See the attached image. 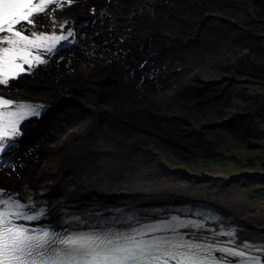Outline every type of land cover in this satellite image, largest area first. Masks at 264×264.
Wrapping results in <instances>:
<instances>
[{
	"label": "bare ground",
	"instance_id": "obj_1",
	"mask_svg": "<svg viewBox=\"0 0 264 264\" xmlns=\"http://www.w3.org/2000/svg\"><path fill=\"white\" fill-rule=\"evenodd\" d=\"M114 1L115 0H92L88 3H84L75 7L62 6L61 8H50V16H46L45 14L41 15L44 16L43 23L45 24L44 29H46V31H51L53 29L52 23L56 22L57 25L58 19L63 22L66 21L65 25H68L71 28L74 26L73 21L77 20V25L79 26L78 27L75 23L78 29L76 34V40H78H75V46H77V49H74L72 52H67L73 57L72 64L70 63L69 58L64 60L65 63L68 62L69 64L66 67L68 70L65 72L63 71L62 73L64 77L61 76L63 81L60 83V86L64 88L62 85L65 83L68 84L70 81V85L78 86L79 89H84V91H87L88 94L92 95L93 98L91 101L94 103V105L93 108H91L92 110H90V108L83 109L84 113L90 114L88 119L90 121L87 123V125H81L82 123L79 122L74 124L58 123L52 128H49V130L53 129V131H56L58 135L53 140L49 141L48 144L46 143V155L40 159L43 162L44 167L41 171H38L37 176L39 177H37L33 183L29 182V179H27L19 184H16L17 186L15 187L10 186L11 188H5V185H2L6 182L4 180L5 177L3 176L7 170L12 168L10 165H5V167L0 168V187L4 188L3 190L7 189L10 192L17 191L20 199H22L25 203H36V205H46L47 207L56 206L60 203L72 202L83 209H89L91 207H100L101 209L127 205L125 202L122 203V201L128 200L131 201V203L134 202L131 205H135L136 207L143 210L146 208L162 210L176 202H180L176 204L198 203L214 207L218 211L221 210L227 217H231L232 220L235 221L236 224H238V226L241 228L240 232L237 234L238 237L241 236L243 230L245 231L244 233H251L253 230L250 232L248 223L246 220H244L245 217L243 218V216H246L247 214L251 215L252 209H249L247 205V199L236 190L231 189L230 186L229 188H226V186L222 187L218 184L215 185L214 183L213 185L210 184L207 187L201 186V184H205L206 181H211L208 175L205 179V174L199 175L198 181H196L195 184L175 182L165 184L164 186L158 183V177L156 179L154 177H150L149 179L152 183L143 187L137 185V183L127 176V174L124 176L114 175L110 178H106L103 173H100L99 175H95L93 173L86 174V171L92 168L93 165L90 161H81L80 156L82 155L78 154V150L76 151L74 141L78 130L83 129L85 131H94V127L96 129L99 128L104 132V134L110 136L111 138L113 136L119 138L121 135H123L125 140L131 139L130 142L125 144L130 150L127 151L126 154L131 155V158L126 161L128 162L127 165H125V163L119 165L118 171H115L117 174H120L121 171H125L127 168L130 170L131 168L141 169V167H138L139 164L143 165V167L149 165L153 160H151L150 163H147V161L138 159L142 153L141 148H144L139 145H150L153 140L160 139V141H163V144L168 145L171 148L173 146L172 144L176 142L186 144L188 148L194 149V151H192L194 152L195 157H198L203 152L205 153L204 156L208 155L209 151L212 152L215 148L211 147L210 145L208 147L206 146L209 149L208 151L206 147L203 148V143L200 145L202 142L201 135L203 130L200 131L196 129L197 127L195 126L192 129L182 127L184 126L183 124L191 125L190 120H196L197 117L195 116H200L194 115V110L198 111L197 114H199V110L197 108L190 110V108H185L183 105L179 107L175 106L177 107L176 110H173L175 109V107H172L174 105L169 107V105H171L169 97L170 95L165 88L171 86L173 80L169 79L170 77L168 78L167 74L165 73L169 74V72L172 70L181 68L185 70L198 65L202 66L203 64L207 63H211L214 66V64L220 62L218 59H220L219 56L223 55V53L226 56H232L233 54L236 56L244 55L246 59L255 53L264 54V50L262 49L264 46V36L260 37L258 40L255 38H248L241 43V41L236 42L234 39H231L232 36L230 33H228L222 39L217 37V41H213L211 36V42H209L210 36L208 34H204V37L202 38V44L206 42L207 43L205 46L197 48L198 46H193L192 30L198 31V29L201 27V13L200 10H190L189 1L194 3L205 2L202 8L204 10V14H212L213 17L218 18H221L223 15H234L235 17L242 19L246 16V13L250 11L249 9L251 7V10H253L258 15V17L264 21L263 4L259 1L254 2L255 0L252 1L248 6L246 5L247 7L239 5V0H129L130 2L123 0V2H120L122 4L121 6L112 8L110 5ZM225 5H229V7H226ZM103 6L106 7L105 10H108V14L106 16L107 18L104 19V21H101L100 19V21L97 22L98 19L96 14L101 8H103ZM47 12L48 11H46V13ZM86 16H88L87 25L91 24V27L95 29V32L85 33L83 28L86 24H83L81 28V34L83 36H81L79 35L80 23ZM153 19L159 23L158 30L156 31L147 25V21ZM118 22L125 24V26L121 27L117 24ZM261 25L256 24V32H260V30H262ZM136 26L137 29L143 34V37L139 39L141 41L144 40V43L141 42L142 44L139 45L137 43V45L129 44V38L127 36L128 33H126V31L127 29L133 30L136 28ZM225 30V28H222L221 32L220 30L216 31L215 36H218ZM99 37L100 40H102L101 42H105V44H103L104 46L101 43H98L96 46L99 47H96L94 50L97 52L94 57H92V59H88V61H81L80 59L83 58L79 56L80 52L83 51L81 49V45L86 43L87 38L94 39ZM117 37H119L120 40H126L123 43H126L125 45L131 48V55L126 57L123 55V53L119 52L120 54H115L114 51L111 50L115 43L119 44ZM149 44H151V46ZM142 45L144 46V49L143 51H139ZM166 46H174V50H169L167 53H165L164 47ZM122 51L124 52V50ZM172 52H176V54L181 53L182 58L173 60L172 55H174V53ZM57 54L60 55L63 54V52H58L55 55ZM139 56L142 57V59ZM148 56H154L155 59L145 64V60L148 58ZM51 61L49 63H51ZM92 65L94 67H92ZM109 69H111L112 72H109ZM44 71L45 69L43 67L37 68L31 76L21 78V80L18 82L12 83L8 87L9 90H2L14 92V94H12L14 96L25 94L27 96L30 95L29 97H31L32 95H35L36 97L32 96L31 98L35 97L41 101H45L49 105H54V102L56 101L55 99L59 100V96H61L60 94L63 93L62 89H57L58 85L48 87L47 90H38L34 87L31 88V85L27 83L29 81L31 84L32 79ZM216 71L218 70L216 69ZM216 71L214 70V72ZM149 72H158L165 77L154 79L151 78ZM76 77L83 78L81 80L83 83L74 81ZM164 82H166V85H164ZM207 82L210 83L208 80ZM219 85H215L213 88L208 85L202 93L198 92L197 90V96H199V98H196V100L205 99L206 103L209 102V106L212 102L211 97H214L216 94V99L214 100L216 106L214 108L215 111L213 110V113H221V115H215L217 118H223L226 116V113L234 110L233 105L238 103V101L233 104L231 99H229L230 97H228L225 92L224 94H221L222 89L219 90L216 87ZM113 88L116 89L115 91H118L116 96L119 98L114 95L115 91ZM72 91L74 95L79 97V99L89 98L87 94L84 95L83 93H78L73 89ZM110 92H114V94L111 93L110 95ZM160 96L163 97L161 101L156 100L157 102L154 105L150 104L152 99L160 98ZM82 99L80 100L81 103L83 102ZM97 101L104 103L102 109H96L97 106L95 102ZM61 103L62 102L57 103L55 105V107H57L56 111H50L49 114H47L48 118L42 120L41 123H44V121H49V117L52 114L60 115L66 109H69L72 106H77L81 111V108H84L81 105L79 106L77 104L71 105V103H65L66 105H62V107L59 109L58 107L61 105ZM183 113L193 115L190 117L184 116L180 119L177 115ZM170 114L172 116H165ZM211 114V110H208V112L205 113V115ZM103 117H109L112 119V121L108 120V123L107 121H101L100 119ZM61 118L62 116H55L56 120H60ZM35 126V123L28 122L25 129L23 128V132L28 135L32 134V131L34 133ZM198 135L201 137V141L198 138ZM89 136L90 134H88L87 138L81 137V139L87 140ZM205 140L206 143L210 144L209 138H206ZM114 142L116 143V140ZM31 143L32 141L30 139L24 144L31 145ZM18 144L19 143H16L14 147L7 149L5 155L11 156L12 153L19 150L20 147H18ZM173 152L175 151L173 150ZM194 155L189 154L188 156L194 157ZM105 157L107 158V156ZM37 163L38 165L36 167L42 166L40 162ZM54 163H59L60 168H53V171L50 167H54ZM210 173H212V176L215 177L217 172L211 171ZM68 175L72 176L70 177L72 183L68 184V186H57V183L61 180H63V183H65V178ZM145 176L147 178V175ZM199 179L200 183H198ZM49 180L52 181L53 185L49 184L45 186ZM85 184H87L89 187L91 186L90 188L85 189L93 190L95 187L99 188V192H101L102 196L97 198L98 201L94 199L93 196L88 198L80 195L83 194V191L81 189L77 190V185L79 186ZM51 187L54 188V191L57 190L55 194L51 196V198L43 197L38 194V190L40 188L47 189ZM166 190H170L172 193L184 192L186 196H190L192 199H183L185 202L182 200H163V202H165L163 203L162 197L168 193ZM81 197H84V199H81ZM251 235L264 238V233L257 234L256 231L252 232Z\"/></svg>",
	"mask_w": 264,
	"mask_h": 264
},
{
	"label": "rangeland",
	"instance_id": "obj_2",
	"mask_svg": "<svg viewBox=\"0 0 264 264\" xmlns=\"http://www.w3.org/2000/svg\"><path fill=\"white\" fill-rule=\"evenodd\" d=\"M121 5L122 4L119 2V0H115L114 2L111 3L110 7L114 8L116 6H121ZM104 6L96 14L97 19H98L97 22H99L100 19L101 21H104V19L107 18L106 16L108 14L107 13L108 10H105L106 7ZM249 10H251V7ZM88 16L84 17L83 21L80 23V34L79 35L81 36H83L81 34V31H82L81 28L83 24H86L84 25V28H83L85 33L95 32V29L91 27V24L87 25ZM211 18L212 17H210V19ZM210 19L208 21H210ZM238 19L239 18L234 17V16L222 17V20L226 22L233 20L234 22L239 23ZM117 24L120 25L121 27L125 26V24L120 23V22H118ZM262 31L263 29L260 30V32L254 31V32H251L250 35L252 36V38H254V36L257 38H260L264 36V32ZM139 32L140 30L137 29V26L133 30L127 29L126 33H128L127 36L129 38V44H135V45L142 44L139 38H141L143 34L141 32L140 34ZM232 36L235 37V39H237L239 36H243V35L237 32V33H234ZM101 41L102 40H100V37L94 38V39L87 38L86 43L81 45V49H84L85 47V49L87 50L84 49L79 54V56L83 57L85 60L83 58H81L80 60L84 62V61H88V59H92V57H94V55L97 53L94 50L96 49V47H99L96 45L98 43H101L102 45L105 44V42H101ZM120 46L121 45L115 43V45H113L111 50L114 51L115 54L124 53L122 51L124 49L122 48V46L121 47ZM91 50L94 51L95 53L92 52ZM57 55L52 57L51 63H49L47 66L44 67L45 68L44 72H42L37 77L33 78L31 81L32 82L31 84L29 81L27 83L31 85V88L34 87L35 89H38V90L39 89L47 90L48 87H53V86L58 85L57 89L63 90V93L61 92L62 94H60L61 96H59V100L55 99L56 101L54 102V103L62 102L61 105L58 107L59 109L60 107H62V105H66L69 103H71V105H75V104L79 106L81 105L84 108H81L82 109L81 111L78 109L77 106H72L71 108L66 109L60 115L52 114L49 117L50 119L49 121H46V122L44 121V123L37 124L34 127L35 132L33 133V139L31 140L32 141L31 145H26V144L21 145L19 150L11 154V156H14V157L11 158L8 164L7 165L4 164V167L5 165L12 166V168L7 170V172L3 176L5 177L4 180L6 182L2 185H5V188H11L10 186L15 187L17 186L16 184H19L27 179H29V182L33 183V181L37 177H39L37 176L38 171H41L42 168L44 167V164L40 159L46 155L47 148L45 147L47 146L49 141L53 140L58 135L56 131H53V129L49 130V128H52L58 123L74 124L76 122H79V123H82L81 125L83 124L87 125V123H89L90 121L88 120L90 114L84 113L83 109L90 108V110H92L91 108H93L94 103L91 100L93 97L92 95L88 94L87 91H84V89L81 90L79 89L78 86L70 85L71 84L70 81L68 82V84L65 83L64 85H62L64 86V88L60 86V83L63 81V79L61 78V76H63L62 73L63 71L65 72L66 70H68V68L66 67L69 64L68 62L65 63L64 60L69 58V61L72 64L73 57L67 52H63V54H60V55L57 54ZM228 56L229 57L226 63L230 67L223 69V71L214 72L213 64L211 63L203 64L202 66L198 65L199 67L195 66L194 68L193 67L189 69L187 68L181 73L180 76L176 75V73L174 72H176L177 70H174V72L172 73L174 74L176 78L173 79L171 86L169 87V89H167V92L170 95H173L175 94L177 90H181L180 87L183 81H185L186 83L189 82L191 86L196 87V88H197V84L203 85L204 82H205L204 85H207V86L209 85L212 88L215 85L220 84L219 86H216L217 89L219 90L222 89L225 93H228V96L230 97L229 99H231L233 104L238 101V103L233 105L234 110L226 113L225 114L226 116L223 118L222 117L217 118L215 114L221 115V113L214 114L213 113L215 111L214 107L210 106V107H204V109L207 110L209 108V110H211V113H212L211 115L204 114L201 116L200 114H197L198 112L197 110H194L195 112H193V114L200 115V116H195L197 117L196 120L195 119H193V121L190 120L191 125L183 124L184 125L182 126L183 128L192 129L195 126L197 127L196 129L200 131L203 130L202 135H201L202 142L200 143V145L203 143L202 144L203 148H205L206 146L208 147L209 145L211 147H214L215 149L212 152L209 151V149L206 147L209 151L208 155L204 156L205 153L203 152L198 157H195L194 152H193L194 149L188 148L186 144L176 142L172 144L173 146L171 148L170 146L163 144V141H160V139L157 138L158 140H153L150 145L149 144L146 146H144L143 144L139 145L144 148H141L142 153H141L140 158L138 159L142 161H147V163H150V161L153 160L149 165L143 167V165L139 164L138 167H141L142 170L139 168L138 169L131 168V170L127 168L125 171H121L120 174H117L115 171H118L119 165L124 164V163L125 165H127L128 162L126 161L129 158H131L130 157L131 155L126 154L127 151H130V150L125 145L128 142H130L131 139L125 140V137L123 135H121L119 138L114 137V136L111 138L110 136H107L106 134H104L102 130H100L99 128L96 129L95 127H94V131H91V130L85 131L83 129H80L77 132V135L74 141V146L76 147V151L78 150V154L82 155L80 156L81 161H84V162L85 160L86 162L90 161L93 165L92 168L86 171V174L93 173L95 175L96 174L99 175L100 173H103V175H105L106 178H110L111 176H114V175L124 176L127 174V176H129L131 179H133L134 182L137 183V185H140L142 187L147 186L148 184L152 183L150 182V179H149L150 177H154L155 179L158 177V180H157L158 183L164 186L165 184H170V183H175V182L176 183L182 182L184 184L186 183L195 184L196 181H198L199 175L205 174V179L208 175L209 179H211L212 182L206 181V183L201 184V186L207 187L210 184L213 185V183L215 185L218 184L219 186H222V187L226 186V188H229L230 186L231 189L236 190L238 193L244 196L247 199V205L249 209H252L251 215L247 214L246 216H243V218L245 217L244 220H246V222L248 223L250 232L253 230L252 232L256 231L257 234H263L264 233V215H263V211H264V54L255 53L254 55L248 57L247 61L244 60V63H241V61L236 59V57L239 58V56H236L234 54L232 56L231 55H228ZM225 57L226 55H224L223 53V55L219 56L220 59L218 60L224 61L226 59ZM92 67L94 66L92 65ZM48 71H51V72H48ZM109 72H112V70L109 69ZM178 72H181V71H178ZM194 72H198L200 74V78L198 79L199 83H197L198 81L194 79L195 78ZM179 77L180 79H177ZM82 79L83 78L76 77L74 81L83 83L81 81ZM207 80L210 81V83H207ZM72 89L74 91H77L78 93H83L84 95L87 94L89 98H86V99L81 98L83 101L82 102L83 104H82L80 102L81 99H79L78 96L73 94ZM113 90L115 91L116 89L113 88ZM223 91H222V94L224 93ZM117 92L118 91H115V94L114 92H110V95L112 93L116 96ZM182 92H186V91H182ZM182 92H180V94ZM9 93L10 92H8V94ZM10 94H14V92H11ZM185 95H188V97L185 100H182V101L177 100L175 104L179 106L183 105L185 108H188V109L191 108L193 110L194 109L193 106L197 107V104L199 103L201 104L203 102V101H199V100L197 101L196 99H193V96L187 92ZM32 96H35V95H32ZM214 102H212V104ZM95 103L97 106L96 109L103 108V104H104L103 102L97 101ZM56 115L57 117L62 116V118L60 120H56L55 119ZM192 115L183 113L177 116L181 119L184 116L190 117ZM170 116L172 115L171 114L168 115V117ZM100 120L105 121V122L107 121V123H108V120L112 121V119L109 117H106V118L103 117ZM88 134H90V136L87 140L81 139V137L87 138ZM201 137H199L198 135V138L200 139V141H201ZM206 138H209L210 144L206 143V140H205ZM115 140H116V143L114 142ZM173 150L175 152H173ZM103 154L104 155L106 154L105 156H107V158ZM189 154L194 155V157L188 156ZM5 156H8V155H5ZM37 162H40L42 166L36 167L38 165ZM50 168L51 170L54 171L53 168L59 169L60 164L54 163V167H50ZM211 171L217 172L215 174L216 178L212 176V173H210ZM145 175H147V178ZM70 177L72 176L68 175L65 178L66 179L65 183H63V180L59 181L58 182L59 184L57 183V186H68V184L72 183ZM198 183H200V179ZM38 184H41V183H38ZM49 184L53 185L51 180H49L48 183L45 184V186ZM77 187H78L77 190L81 189L83 191V194H80V195H83L84 197L90 198V196H93V198L98 201L97 198H100L102 196L101 192H99V188L95 187L96 188L95 189L94 186H93L94 188L93 190L85 189V188L91 187V186L89 187L87 184L79 185V186L77 185ZM166 191L168 193H166L165 196L162 197V202L163 200L164 201H176V200L181 201L182 200L185 202V200L183 199H186V198L192 199L190 196L189 197L186 196L184 192L172 193V191L170 190H166ZM84 197H81V199L82 198L84 199ZM124 202L125 204L134 203V202L131 203V201H128V200H125V201L123 200L122 203ZM122 203H119V204H122ZM148 203H154V202H148ZM176 203H180V202H176ZM176 203H174V205ZM224 218H228V217H224ZM228 219H231V218H228ZM244 232L245 231L243 230V232L241 233L240 239L241 238L249 239V240L263 239L260 237L252 236L251 235L252 232L251 233H248V232L244 233Z\"/></svg>",
	"mask_w": 264,
	"mask_h": 264
},
{
	"label": "snow or ice",
	"instance_id": "obj_3",
	"mask_svg": "<svg viewBox=\"0 0 264 264\" xmlns=\"http://www.w3.org/2000/svg\"><path fill=\"white\" fill-rule=\"evenodd\" d=\"M53 2L0 0V85L5 90H9L10 80L26 71L31 72L36 64L46 63V56L56 49L59 41L67 39L63 34L39 30L45 27L44 16L40 14L50 16L49 4ZM63 2L71 5L74 0ZM55 6L59 8L62 5L56 2ZM64 23L61 22L59 27L63 28ZM52 27H56V22ZM68 35H73L70 29ZM42 108L41 104L27 102L23 98L5 99L0 96V152L15 146L13 138L21 135V121L40 116ZM24 208L11 198L0 199V264H169L170 261L175 264H229L226 256L245 257V252L240 250L241 243L244 248L256 246L237 241L236 247L216 249L222 253L217 257L213 255L214 244L186 241L174 228V236L178 237L175 240L163 237L137 239L146 232L161 230L151 226L131 229L132 235L111 229L68 235L47 228L30 230L14 221L19 218L35 220L37 214L44 213L31 208L29 210L33 214L29 215ZM190 223L202 227L195 221ZM227 235L231 241L237 234L230 229ZM230 264H237V260L233 259Z\"/></svg>",
	"mask_w": 264,
	"mask_h": 264
},
{
	"label": "flooded vegetation",
	"instance_id": "obj_4",
	"mask_svg": "<svg viewBox=\"0 0 264 264\" xmlns=\"http://www.w3.org/2000/svg\"><path fill=\"white\" fill-rule=\"evenodd\" d=\"M252 1H254V0H239L238 1L239 2L238 4L241 5V6H243V7H247L249 4H251ZM257 1L261 2L263 4V6H264V0H255L254 2H257ZM202 3L205 4V2H202ZM189 9L190 10L191 9H193V10L196 9V10L199 11L198 7L195 6V5H192L191 7H189ZM250 11L251 12H247L246 13V16L244 18H242V19L239 18L238 19L239 20V23H236L233 20L232 21L230 20L231 23L229 21L226 22V21L222 20V17H226V16L232 17L234 15H232V16L231 15H223V16H221V18H218V17H213L212 14H210V17H212V18L210 19V17H208L210 19V21H208L209 20L208 18H204L203 15L200 14L201 15V17H200L201 27L198 29V31L192 30L193 46H198L197 48H201L202 46H205L206 45L207 42L204 43V44H202V42H203L202 41V38L204 37V34H208L210 36V38H209L210 41L209 42H211V36H212V40L213 41H217V37H220L222 39L228 33H230V35L232 36L234 33L239 32L243 36H239V37L237 36L238 37L237 39H235V37L232 36L231 39H234V41H236V42L237 41H239V42L241 41V43H242L243 41L247 40L248 38H252V36L250 35V33L256 31V24L261 25V23H262L261 27L263 26L262 29L264 31V21L262 19H260L258 17V15L253 10H250ZM147 25L151 29H153V30L156 31V30H158L159 23L157 21H155V19H153V20L147 21ZM222 28H225L226 30L223 31L222 33H220L218 36H215L216 31L220 30V32H221L222 31ZM149 45L151 46V44H149ZM262 49L264 50V46L262 47ZM172 53H174V55H172V59L173 60L182 58V54L181 53L180 54L179 53L176 54V52H172ZM151 57H152V59H150V61L155 59L154 56H151ZM227 57H229V56H227ZM239 57L240 58L238 60L241 61V63H244V60L247 61V59L245 58L244 55H242V56L240 55ZM224 62L225 61H220L217 64H214L213 71L214 70L216 71V69L218 71H223L224 68L220 67L218 64H220V63L223 64ZM182 69L183 68H181L180 70L179 69H176L177 70L176 71V75L180 76L182 72H178V71H184V69L183 70ZM172 72H174V70L170 71L169 74L168 73H165V74H167L168 78L170 77L169 79H171V80H173L174 78H176ZM149 75H151V78H154V79H159L160 77H162V78L165 77V76H163L162 74H160L158 72H155V73L149 72ZM177 79H180V77L177 78ZM188 83L189 82L186 83L185 81H183L181 83L182 85L180 87L181 90H177L175 92V94H173V95H170L168 93L170 95L169 97H170V103H171V105H169V107L172 106V105H174L172 107H175V106H178L179 107V105H176L175 102L177 100L178 101L185 100L188 97V95H185L186 92L189 93V94H191L193 96V99L199 98V96H197V90H198L197 88L192 89L191 92H188V91L182 92V91H185L184 89L186 87L190 86ZM164 85H166V82H164ZM169 87L170 86L166 87L165 89H169ZM222 91H221V94H222ZM180 92H182V93L180 94ZM226 94L228 96V93H226ZM214 97H215V95H214ZM214 97H211V101L212 102H214V100L216 99V97L215 98ZM162 98L163 97L160 96V98L152 99L151 102H150V104L151 105H154L157 101H161ZM199 101H203V102L199 106L197 104V107H194L193 106V108H197L199 110V114L200 115H204L206 112H208L209 108L207 110H205L204 107L213 106L215 108V106H216L215 102L212 104L211 101H210L211 102L210 103L211 105L208 106V103L209 102L206 103V100L205 99L199 100ZM176 109H177V107H175V109H173V110H176ZM174 113H176V112H174ZM165 116H168V115H165Z\"/></svg>",
	"mask_w": 264,
	"mask_h": 264
}]
</instances>
